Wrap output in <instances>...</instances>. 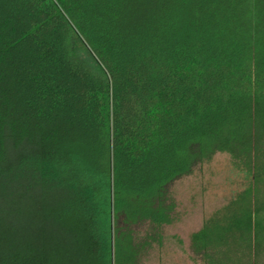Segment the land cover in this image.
<instances>
[{
  "label": "trees",
  "instance_id": "trees-1",
  "mask_svg": "<svg viewBox=\"0 0 264 264\" xmlns=\"http://www.w3.org/2000/svg\"><path fill=\"white\" fill-rule=\"evenodd\" d=\"M218 153L251 184L191 249L257 264L264 0H0V264H139Z\"/></svg>",
  "mask_w": 264,
  "mask_h": 264
},
{
  "label": "rangeland",
  "instance_id": "rangeland-1",
  "mask_svg": "<svg viewBox=\"0 0 264 264\" xmlns=\"http://www.w3.org/2000/svg\"><path fill=\"white\" fill-rule=\"evenodd\" d=\"M250 184L248 174L229 155L220 153L197 165L190 175L171 183L168 192L176 203V222L156 230L148 224L133 228L139 241L153 233L163 237L162 245L153 244L140 257L139 264H205L200 255L193 253L190 235ZM173 237L182 241L181 248ZM257 264H264V255Z\"/></svg>",
  "mask_w": 264,
  "mask_h": 264
}]
</instances>
